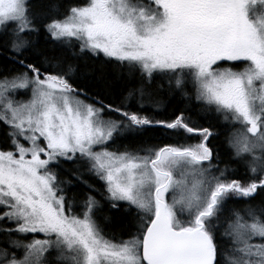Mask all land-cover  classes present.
<instances>
[{"label": "snow or ice", "instance_id": "snow-or-ice-1", "mask_svg": "<svg viewBox=\"0 0 264 264\" xmlns=\"http://www.w3.org/2000/svg\"><path fill=\"white\" fill-rule=\"evenodd\" d=\"M0 264H264V0H0Z\"/></svg>", "mask_w": 264, "mask_h": 264}, {"label": "trees", "instance_id": "trees-1", "mask_svg": "<svg viewBox=\"0 0 264 264\" xmlns=\"http://www.w3.org/2000/svg\"><path fill=\"white\" fill-rule=\"evenodd\" d=\"M161 111L163 112V109H161ZM156 139H163V136H162V134H157V136H156Z\"/></svg>", "mask_w": 264, "mask_h": 264}]
</instances>
